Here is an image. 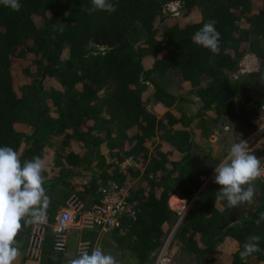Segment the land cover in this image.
<instances>
[{
	"label": "trees",
	"instance_id": "1",
	"mask_svg": "<svg viewBox=\"0 0 264 264\" xmlns=\"http://www.w3.org/2000/svg\"><path fill=\"white\" fill-rule=\"evenodd\" d=\"M19 2L18 12L0 4V147H12L22 162L45 161L47 210L55 213L71 196L86 208L102 187H122L136 215L101 237L120 264H154L173 226L178 264H245L239 252L251 235L261 237V251L246 264H264V184L254 182L251 207L216 201L222 156L197 145L192 129L206 115L231 125L234 140L256 129L264 104V0H111L115 12L91 15V0ZM209 20L221 33L211 60L193 42ZM23 46L32 54L14 58ZM246 51L259 67L231 77ZM172 83L188 92L170 90ZM154 102L166 110L157 112ZM193 102L187 112L184 104ZM172 194L179 206L191 199L183 214L170 205ZM29 228L16 237L14 264H26ZM96 236V229L81 232L89 254ZM51 239L38 264H69L81 253L66 257Z\"/></svg>",
	"mask_w": 264,
	"mask_h": 264
},
{
	"label": "clouds",
	"instance_id": "2",
	"mask_svg": "<svg viewBox=\"0 0 264 264\" xmlns=\"http://www.w3.org/2000/svg\"><path fill=\"white\" fill-rule=\"evenodd\" d=\"M92 6L85 8L91 15L97 10L109 13L116 11L111 0H91ZM0 4L13 11H20L19 0H0ZM221 33L209 20L193 35V42L208 49L213 56L219 54ZM45 161L40 156L30 160L20 159L19 154L10 146L0 147V264H14L20 255L16 240L25 225L46 222L50 197L46 194L43 172ZM216 201H227L229 208L250 203L256 195L255 181L264 176L261 158L253 154L244 140L231 144L227 157L214 168ZM264 216V213H261ZM23 222V223H22ZM259 235H251L239 252L240 259L247 261L253 253L261 251ZM63 243L56 244V250H63ZM69 264H120L111 253L94 249L91 254L83 251Z\"/></svg>",
	"mask_w": 264,
	"mask_h": 264
},
{
	"label": "built area",
	"instance_id": "3",
	"mask_svg": "<svg viewBox=\"0 0 264 264\" xmlns=\"http://www.w3.org/2000/svg\"><path fill=\"white\" fill-rule=\"evenodd\" d=\"M236 67L230 72V76L233 78H237L250 70L243 61ZM258 118L259 125L256 128V132H254L256 135L264 130V104L261 106ZM258 141L264 143V135H261ZM130 160L127 158L123 163H129ZM260 179L264 183V176ZM126 215L135 217L136 209L134 202L127 200L126 192L122 187L118 188L110 185L102 187L98 202L86 208L78 199L70 197L65 207L58 209L53 214L47 211L46 222L30 224L24 253L29 259H40L47 235H51L52 248L55 251H57L55 246L58 242L63 243L62 251H64L67 246V231L70 228L99 227L101 231L107 230L118 226L122 217ZM172 231H170L160 247L154 264H176L168 251ZM94 249H101V247L93 244L90 254Z\"/></svg>",
	"mask_w": 264,
	"mask_h": 264
},
{
	"label": "rangeland",
	"instance_id": "4",
	"mask_svg": "<svg viewBox=\"0 0 264 264\" xmlns=\"http://www.w3.org/2000/svg\"><path fill=\"white\" fill-rule=\"evenodd\" d=\"M170 7L171 8H175L176 7V3L173 2L172 4H170ZM31 54H32V51L27 46H23L19 50L13 52V56L16 59H23V58L28 59V57ZM145 61L146 62L147 61L148 62L149 61H152V58L147 57L145 59ZM241 61H243L245 63V65L248 67V69H250V70L257 69L259 67V65H260V62H259L258 57L256 55H254L250 51L244 52V54H242L239 57V59H238V61H237V63H236L235 66L238 67V65H239V63ZM170 90H177V92H182V93L188 92V88H185V87H183L182 85H180L178 83H172ZM48 102H50V99H48ZM177 105H178V107H181V105H180L179 102H176L175 106H177ZM183 107L187 109L186 110L187 112H193L196 109L197 104L194 103V102L193 103H185ZM153 108H155V110L157 112L162 113L164 110H166L167 107L164 104H162V103H159V102L156 103V102H154ZM257 119H258V116H256V118L254 119V122ZM225 123L226 122H220V121L214 122L212 120V118H211V115H206L205 118L198 119L195 123L193 121V125H192V129H193V132H194L193 133V138H194L195 143L197 145L201 146V147H209V146H211L213 151H216V153H218L219 155L222 156V158L219 161L218 165L227 157L228 150H229L231 144L234 143V142H238L239 141V140H234L237 137V135L233 131L231 125L229 126V125H227ZM258 125L259 124L256 123V128H257ZM256 130L257 129H255L254 131H252L251 133H249L248 135H246L245 137H243L241 140H244V141H246L248 143L249 148L252 150V152H253L254 155L255 154H258V156H259L258 158H261L262 166H264V143L258 141L259 138L261 137V135H264V131H260V133H258L256 135V134H254V132H256ZM257 145H259V146H257ZM107 147H109L108 144L107 143L104 144L103 145V150L105 151ZM259 150H260V152H259ZM128 158L130 160V157H128ZM123 162H122V164L120 166L121 168H124V166L127 165V163L124 165ZM209 178H210V176L208 178H206V180H208ZM256 182L257 183L264 184L261 181V179L256 180L255 183ZM173 195H175V194H172L169 197V203H172V205H175V204L178 205V207L181 209L179 212L180 213H183L187 209V207L189 206V203H190L191 199H187L186 197H182L183 200H184V204L182 206H179V204L175 200H172V196ZM71 197H74V196H71ZM69 199H70V197L67 198V200H69ZM67 200H66V203H67ZM256 201H257V199L252 200V202L248 203L247 206L251 207L252 205L255 204ZM65 206L66 205H63L60 208H63ZM174 228H175V226H173V229ZM84 229H96L97 230V236H96V238L99 237L100 233L105 232L103 235H106L111 230L110 228H108L107 230H102L101 231L99 229V227H92V228H79V227H77V228H70L68 230V232H67V235H66L67 236V246H66V248L68 247V244H69V242H68L69 241V236H70V238H71L72 241H75L77 243V239L76 238L78 237V234L81 235V232ZM27 236H28V233L26 235L25 245H26V241H27ZM170 239H172V237ZM170 239H169V241H170ZM79 241H78L79 246H80V248H79L80 251L79 252L87 251L88 250V247H89V244H90L89 240H82L81 239ZM84 242H85V244H84ZM78 243H77V245H78ZM168 248H169L168 251H169L172 259H174L178 255L179 256L181 255V252H180V250L178 248V240L176 238L175 239L174 238L172 239L171 247H168ZM101 249L104 251V249L102 248V246H101ZM43 251H44V249H43ZM106 253H111L112 255L116 256V251L113 248H111V247L107 249ZM41 256H40V259H41ZM40 259L33 260V259H29V258H27L25 256V263L26 264H30V263L38 264V262L40 261ZM17 261H18V258H17V260L15 262H17ZM175 262H176V260H175ZM183 263L184 264L185 263H191V264H193V262L191 260L183 261Z\"/></svg>",
	"mask_w": 264,
	"mask_h": 264
},
{
	"label": "crops",
	"instance_id": "5",
	"mask_svg": "<svg viewBox=\"0 0 264 264\" xmlns=\"http://www.w3.org/2000/svg\"><path fill=\"white\" fill-rule=\"evenodd\" d=\"M258 120H259V118L255 121L256 123H258ZM264 131V130H263ZM257 146H259V145H257ZM255 152V151H254ZM259 152H260V150H259ZM257 157H259L258 156V154H255ZM175 198V196H173L172 197V200ZM177 199H178V196L176 197ZM179 198H181L180 196H179ZM181 199H183V198H181ZM171 204V206H173V208H175L178 212L181 210L179 207H178V205H172V203H170ZM68 232V231H67ZM105 232H102V233H100V235H99V237H97L96 238V240L94 241V244H96V245H98V246H102V248L103 249H105L106 251H107V247H105L104 245H103V240L101 239V237H102V235L104 234ZM47 236H49V237H51V235H47ZM77 239V243H78V241L79 240H81V238H80V234H78V237L76 238ZM69 244H68V247L65 249V251H64V256H66V257H74L79 251H80V246H79V243H78V245H77V243L75 242V241H72L71 240V238H70V236H69ZM80 242V241H79ZM112 248V247H111ZM114 249V248H113ZM15 262V261H14Z\"/></svg>",
	"mask_w": 264,
	"mask_h": 264
},
{
	"label": "water",
	"instance_id": "6",
	"mask_svg": "<svg viewBox=\"0 0 264 264\" xmlns=\"http://www.w3.org/2000/svg\"><path fill=\"white\" fill-rule=\"evenodd\" d=\"M183 214V213H182ZM175 262V261H174ZM176 263V262H175ZM176 264H178V263H176Z\"/></svg>",
	"mask_w": 264,
	"mask_h": 264
}]
</instances>
